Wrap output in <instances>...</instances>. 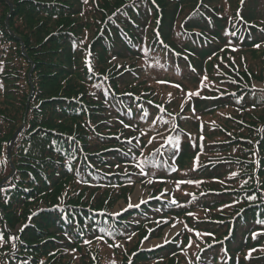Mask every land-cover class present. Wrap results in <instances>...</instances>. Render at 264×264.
<instances>
[{"label": "rangeland", "instance_id": "obj_1", "mask_svg": "<svg viewBox=\"0 0 264 264\" xmlns=\"http://www.w3.org/2000/svg\"><path fill=\"white\" fill-rule=\"evenodd\" d=\"M5 1L6 6H0V19L3 18L2 21L8 24L10 18L16 12L19 13L17 16L25 19V15L22 12L26 8V0ZM229 1L228 8L231 11H234L241 2V0ZM261 1L264 2V0H260V4H262ZM209 2L212 5H227L225 1L222 4H220L219 0H209ZM63 3L83 11L79 17L72 20H64V23L67 21H70L71 24L81 23L80 27L83 30L77 34L84 35L87 29L90 28L98 34L104 30L107 37L110 35L114 36L111 30L112 27L118 33L126 30L125 24L117 21L115 16H112V13L117 10H120V13H124L127 7L133 5L132 2L128 4L129 6L127 4L122 5L123 1L119 0H86V2L85 0H63ZM28 5L32 8L30 4ZM47 5L55 6L53 3L46 4L44 7H47ZM93 5H95V8ZM44 7L41 8L40 13H43L47 19L40 18L34 22V25L41 22L39 24L41 25L40 27H45L47 34H49L51 30L57 29L60 25L53 22V18H48L50 12L45 10ZM159 12L161 13L162 11L159 10ZM66 27L68 25L61 28H70ZM236 27L239 29L236 30ZM233 29L235 34L231 37L224 36L222 38L223 41L218 42L217 48L213 49L209 54L200 56L195 52V56L190 58L182 56L185 65H188L189 58V67L191 68L188 69V73L184 71V74L168 66H166L167 72H162L156 62L151 60V57L140 53L135 45H131L128 52L127 49H123L126 43L119 45V47L115 46V48L110 44L107 49H98L100 53L103 49L108 54L107 58L114 59L116 71L111 74L110 79L113 91L114 88L125 85L131 72L136 73L137 76H134L136 80H141L146 72L150 71L154 73L152 78H156L147 81L150 86L164 75L167 80L188 88L190 90L188 93L199 91L200 95L189 97L188 93H182L181 95L177 92L183 98L180 108L185 103H190L179 115L167 112L162 107L161 102H145L144 107L139 106L135 110L133 114L135 118L125 117L124 114V118H120L118 115L121 114V111L117 104L122 102L111 101V103H108L107 99L109 98H104V96L99 103L88 104L94 105V107L88 108V105L87 107H83L81 104L78 105L83 125L79 131L80 135L73 139L77 140L79 144H81L80 139H82L92 145L91 148L83 149L86 155H83L82 159L86 162L87 171L80 174L72 169L60 171L59 173L61 174H57V170L49 171L46 173L47 175L39 174L41 182H38L35 186L37 191L36 188L30 192L26 189L20 190L23 196L20 195L21 203L18 206L21 207L23 204H28L29 211L26 213L25 218L20 219L15 227H6L7 233L14 239L13 259H22L27 264H45L46 261L57 257L59 253H63L58 257V259L64 257L62 264H207L208 253H213L214 249H222L224 252L231 251V253L229 252L228 261L221 262L222 264H253L248 258L246 259L250 252H246L249 247L246 245L248 241L241 239V237L237 238L235 231L238 226L237 223H241L238 220L247 221L254 219L255 223H257L260 219L264 221V214L258 212L256 208H252L246 215L244 213L241 214L243 210L249 209L251 205L255 207L256 204H253L254 202L247 204L249 205H246L247 207L243 206L245 208L241 207L243 209H240L236 214L233 213L236 209L235 200L239 197V193L236 191L237 189H234L227 182L223 183L215 177L223 176L221 172L223 165L231 163L234 167L236 165L242 166L236 158L229 153L222 152L215 147V144L224 141L227 137L244 138L230 128L231 119L235 117V114H233L234 111L226 107L224 100L238 96L237 94L229 93L231 89L239 87L240 92L247 90L251 98L260 93L264 94V80L259 81L257 77H253V74L255 72L259 73L262 68V56L260 57V55H264V42L255 44L259 45V47L255 46L248 52L242 49L246 46V43H251V41L256 39L259 42L264 41V36H260L264 35V27L250 30L243 23L237 22ZM242 29L247 30V32H240ZM105 39L102 38L101 41L100 38L96 43L105 44ZM87 41H89V38H87ZM87 41L85 40L86 43ZM1 43H5V41L1 39ZM195 47L196 49L204 48L209 50L212 45L201 42V44L196 43ZM56 49L60 48L56 47ZM233 49L237 52H234ZM79 53H82V58L85 57L84 52ZM255 53H258V56ZM249 57H252V61H249ZM138 58H143L146 61L137 60ZM153 58L162 63L168 59L166 54L155 56L154 52ZM240 63L245 64V68L242 70L236 69V66ZM79 65L85 66L84 62H80ZM61 71L69 75L66 69ZM188 74L195 76V79L192 80V77ZM262 74L264 76V71ZM205 77L207 79H204ZM33 95L34 90L31 88L25 112L28 111V101L32 99ZM111 95L113 98L115 97L114 94L111 93ZM257 102H261L264 107V98H262L260 100H252V102L246 104V106L254 105V108L245 109L244 111L238 110L240 117H243L245 125L242 124V121L239 124L247 135H251V138L247 139H251L252 147L256 152L257 163L255 167H258L256 175L264 180V177L261 178L259 174L262 167L260 161L264 159V149H260L261 143L264 146V141L262 142L264 140V118L262 119L264 117V108L260 110L257 107V109L255 105ZM36 104L37 100L33 102V106ZM199 105H201L200 111L202 113L205 112L201 116V123H205L212 130L205 137H200L192 145L188 142L182 143L183 148L187 149L188 160L183 163L180 160L171 163L176 169L179 168L176 173L172 174V177L155 174L151 178L146 175L144 169L141 171L140 160L136 161L133 157L125 164L124 159L119 158V156H124V154L129 155L127 153L129 149L127 148L133 147L136 141L142 142V146L136 149L139 155H144L154 148L149 142H152L153 136H142L140 132L131 131V127L139 130L145 129V126L150 128V122L145 123V121L151 120L152 124L157 122L160 129L167 135L170 134L171 127H176V130L180 133V125H188L189 118ZM40 106L41 104L32 109V113L29 116L31 122L38 121L40 124L42 123V119L34 115ZM208 109L210 110L208 111ZM251 117H258V120L255 119V122H253L249 120ZM179 119L182 121L178 122ZM25 125L24 123L19 128L16 125L11 135L12 138L10 137L11 141L3 148L1 156H5L4 151H6L8 161H11L12 154H16V140ZM218 131L225 136L221 137ZM6 132L9 133V130H6ZM257 132L261 134V138ZM35 134L37 133L34 132L28 135V130H24L19 138L24 142H29V137ZM109 135H117L118 139L122 140L123 143H113L123 148H113L114 146H110L111 144L101 139V137ZM238 143L241 148L245 147V150H247V142L240 141ZM12 145H14L13 148ZM93 152H102L103 154L89 157L88 155L90 154L88 153ZM258 156L263 157V159L258 160ZM77 158H79L78 153L73 161L76 162ZM89 160H92L94 164L88 163ZM248 165L244 166V172H242L241 176L246 181H250L252 177V170L247 169ZM229 175L233 176L234 174ZM26 176L34 177L31 173ZM6 179L4 175L0 174V190ZM188 181H192V183H188ZM225 181L227 180L225 179ZM56 184L58 186L61 185L63 187L62 190L54 192L53 188H55ZM6 192L11 197L16 198L15 187ZM253 193L255 194V199L261 198L264 202V197L261 194L257 191ZM59 196L66 200V204L73 205L70 203L71 201L79 204L74 211L85 212L82 215L83 220L88 219L84 214H88L91 220L95 217L113 220L116 225L123 227L122 234L116 232L115 241L108 243L102 240L106 234L102 235L103 232L101 231L102 229L104 230V226L98 220L90 222L87 228L81 229L77 227L79 220L73 218L76 228L72 230L73 227L68 222H62L59 226L54 227L51 213L47 214L51 217L49 223L41 222V219L37 223L38 213L46 211V207L51 205L53 207L51 202H54ZM99 202L106 207L102 213L91 210V207L98 205ZM129 203L133 205L139 204L140 206L129 208ZM61 211L64 212V209ZM41 224L47 226V228L49 227L51 232L63 233L65 236L53 235L51 237L53 239L45 247L50 246V243H52L54 249L50 250L48 254L41 252V254L37 255L39 260H36L31 255L34 252L33 249L37 247L30 248L26 244H31V241H35V238L24 240L23 235L28 230L39 231ZM64 227L69 230H64ZM253 228L254 224L248 229H250L249 231H254L252 230ZM206 233H211L212 235H205ZM98 236L102 237V239L95 240ZM145 237L148 238L145 239ZM85 241L90 243L86 244ZM244 244L246 246H243ZM252 244L250 243V245ZM110 245L112 246L110 247ZM40 250H42V247ZM262 253H264L262 249L251 251L250 257Z\"/></svg>", "mask_w": 264, "mask_h": 264}, {"label": "trees", "instance_id": "obj_2", "mask_svg": "<svg viewBox=\"0 0 264 264\" xmlns=\"http://www.w3.org/2000/svg\"><path fill=\"white\" fill-rule=\"evenodd\" d=\"M26 1V8L22 12L25 15V19L17 16L18 12L12 15L8 24L2 21L3 18L0 19V174L7 178L0 190V238H2L0 239V264H27L22 259H13L14 239L7 233L6 229V227H15L19 220L24 219L29 211L28 204H23L21 207L18 206L21 203L20 195L23 196L20 190L26 189L29 192L35 190L36 184L41 182L39 174L47 175L46 173L49 171L57 170V174H61L59 173L60 171L68 169L75 170L79 174L87 171L86 162L82 159V156L86 155L83 149L91 148L92 145L88 144L86 140L80 139L81 144H79L77 140L73 139L80 135L79 131L83 125L78 105L81 104L83 107H87L88 104L99 103L104 96V98H109L107 99L108 103H111V101L122 102L117 104L121 111V114L118 115L120 118H124V116L135 118L133 115L135 110L139 106L144 107L145 102H161L162 107L173 115H179L190 105V103H185L180 108L183 98L178 94L182 95V93H188L190 90L179 83L167 80L164 75L156 80L152 86L148 85V80L156 79L152 78L154 73L150 71L146 72L141 80H136L134 78V76H137L136 73L131 72L125 85L114 88L113 91L110 79L111 74L116 71L114 59L107 58L108 54L103 49L100 53L98 49H107L110 44L115 48V46L119 47V45L126 43L123 49H127L128 52L131 45H135L140 53L151 57V60L156 62L162 72H167L166 66H168L184 74V71L188 73V69H191L189 67V58L195 56V52L200 56L212 52L213 49L217 48L218 42L223 41L222 38L224 36L231 37L235 34L233 27L237 22L243 23L250 30L264 27V21H262L264 19V2L261 1L262 4H260V0H243V2L241 0L234 11L228 8L229 0H219L220 4L223 1L227 3V5L222 6L212 5L209 0H119L123 1L122 5L127 4L129 6L130 2L133 3L131 7L126 8L124 13H120V10L112 13V16H115L117 21L125 24V31H119L118 33L112 27L111 30L114 36L110 35L107 37L104 30L98 34L95 30L88 28L83 35L77 34L83 30L80 27L81 23L71 24L70 21L64 23V20H72L79 17L83 13L81 9L67 6L63 3V0ZM53 3L55 6L47 5V7H44L46 4ZM3 5L6 6V1L0 0V6ZM93 6L95 8V5ZM42 7L45 10H49L50 15L48 18H53V22L60 25L57 29L51 30L49 34H47L45 27H40L41 25L39 24L41 22L34 25V22L40 18L47 19L43 13H40ZM163 8L165 9L164 11ZM159 10L162 12L160 13ZM15 17L17 18L15 19ZM67 25L70 28H61ZM11 29L12 31H10ZM238 29L236 27V30ZM194 30H198L199 33ZM240 32H247V30L242 29ZM260 36L263 37L264 35ZM87 38H89V41H87ZM100 38L101 41L102 38H106L105 44L96 43ZM1 39L5 43H1ZM201 42L211 44L212 48L209 50L204 48L196 49L195 44H201ZM263 42H259L256 39L251 41V43H246V46L242 49L248 52L257 46L255 44ZM56 47L60 49H56ZM79 52H84L85 57L82 58V53ZM153 52L155 56L166 54L168 59L163 61V63L158 62L157 59L153 58ZM88 53H91V55H88ZM255 55L258 56V53H255ZM182 56L189 57L188 65L184 64ZM260 57L262 68L259 73L255 72L253 74V77H257L259 81L264 80L262 74L264 71V55L261 54ZM141 59L146 61L143 58H138L137 60L141 61ZM248 59L252 61V57ZM80 62H84L85 66L79 65ZM89 67L92 68L91 72ZM243 68H245V64L242 63L236 66V69L239 70ZM63 69H66L69 75L62 72L61 70ZM188 75L192 77V80L195 79V76ZM243 76L246 78L244 73ZM176 85H179V87H176ZM31 88L34 90V95L32 99H29L28 111L25 112ZM111 93L115 95L114 98ZM229 93L238 95L224 100L226 107L234 111L233 114H235V117L231 119L230 128L244 138L227 137L224 141L216 143L215 147L222 152L231 154L241 163L242 167L236 165L238 167L236 168L231 163L223 165L221 170L223 176H216L215 178H218L223 183L227 182L234 189H237L239 197L235 200L236 211L234 210L233 213L236 214L241 207H247L249 206L247 204L254 202L253 204H256L255 207L251 205L249 209L243 210L241 214L244 213L246 215L252 208H256L258 212L264 214V202L262 199H250V197L255 196L254 193L252 194L254 191L264 197V180L256 175L258 171V167H255L257 163L256 152L252 147L251 139H247L251 138V135H247L239 124L240 121H242V124L244 123L243 117H240L238 112V110L244 111L245 109L254 108V105L246 106V104L252 102V100L264 98V94L260 93L251 98L247 90L240 92L239 87L231 89ZM35 100H37V104L33 106ZM40 104V108L35 111L34 115L42 119V123L40 124L38 121L31 122L29 118L31 111ZM255 105L260 110L264 108L261 102H257ZM91 107H94V105H88V108ZM200 108L201 105L196 107L194 114L189 118L188 125H180V133L176 130V127H171V132L167 135L160 129L157 122L152 124L151 120L145 121V123L150 122V128L145 126V129L139 130L131 127V131L140 132L142 136H153L151 145L154 148L144 155H139L136 149L142 146V142L136 141L133 147L127 148L129 149V152H127L129 155L124 154V156H119V158L124 159L125 164L133 157L136 161L140 160L139 164L146 175L151 178L155 174L172 177V172L176 173L179 168L174 170V166L171 163L176 160H180L182 163L188 160L187 149L183 148L182 143L188 142L192 145L200 137H205L212 130L205 123H201V116L205 112L202 113ZM257 118L251 117L249 120L255 122ZM181 121L179 119L178 122ZM24 123L26 125L23 131L28 130V135L34 132L37 134L29 137V142H24L19 138L23 133L22 131L16 140V154H12L11 161H8L6 151H4L5 156H1L3 148L11 141V135L16 125L19 128ZM6 130H9V133ZM218 132L221 137L225 136L222 132ZM257 133L261 138V134ZM7 137L11 138L8 139ZM101 139L111 144L110 146H114L113 148H123L113 143H123L122 140L118 139L117 135H109L101 137ZM169 140L175 141V143H169ZM240 141L247 142V150H245V147L241 148L238 143ZM13 147L14 145H12ZM260 149H264L263 143L260 144ZM77 153L79 158L75 162L73 159ZM98 153H88L90 154L88 156L96 157L103 154L102 152ZM261 159L263 157L258 156V160ZM88 163L94 164L92 160H89ZM247 164H249L247 169L252 170L250 181L241 178L244 166ZM260 164H262V167L259 174L262 178L264 177V159L260 161ZM28 173H31L34 177L26 176ZM229 174L234 175L230 176ZM9 183L11 184L9 185ZM14 187L16 198L11 197L6 192ZM62 188L61 185L58 186L56 184L53 189L54 192H57L62 190ZM247 193L249 194L247 195ZM65 201L62 196H59L54 202H51L53 207L51 205L45 208L46 211L38 213L37 223L40 219L41 222L49 223L51 217L47 214L51 213L54 227L59 226L62 222H68L73 227L72 230L76 228L73 218L79 220L77 227L81 229L87 228L90 222L98 220L104 226V230L102 229L101 231L103 232L102 235L106 234L102 240L108 243L115 241L116 232L122 234L123 227L116 225L113 220L98 219L96 217L91 220L88 214H84L88 219L83 220L82 215L85 212L74 211L79 204L71 201L70 203L73 205H69ZM91 208L94 212L102 213L106 207L99 202L98 205ZM62 209H64V212L61 211ZM238 221L241 223H237L235 234L237 238L241 237V239L248 241L246 245L249 247L246 252L260 249L263 251L264 224L255 223L254 219ZM260 221H263V219H260ZM252 224H254L252 229L254 231H249L250 229L248 228ZM64 230L68 231L69 229L64 227ZM253 233H258L255 239L253 238ZM46 234L47 236H45ZM53 235L65 236L63 233L51 232L50 228L43 224H41L39 231L28 230L24 233V240L35 238V241H31V244L26 243L30 248L37 247L33 249L34 252L31 255L33 259L39 260L38 254H41V252L48 254L50 250L54 249L52 243H50V246L45 247L53 239L51 238ZM97 239L96 237L95 240ZM250 243L253 244L250 245ZM246 245L244 244L243 246ZM41 247L42 250H40ZM212 252L208 253L207 264H222L228 261L229 252L231 253V251L224 252L222 249H214ZM61 254L63 253H59L57 257L46 261L45 264H62L64 257L58 259ZM248 260L253 264H264V253L252 256Z\"/></svg>", "mask_w": 264, "mask_h": 264}, {"label": "snow or ice", "instance_id": "obj_3", "mask_svg": "<svg viewBox=\"0 0 264 264\" xmlns=\"http://www.w3.org/2000/svg\"><path fill=\"white\" fill-rule=\"evenodd\" d=\"M85 2H86V0H85ZM242 2H243V0H242ZM238 15H239V13H238ZM257 47H259V45H257ZM233 50H235V49H233ZM88 55H91V53H88ZM89 71L90 72L92 71V68L91 67H89ZM204 79H207V78L205 77ZM201 83H203V81H201ZM176 87H179V85H176ZM188 95H189V97L199 96L200 93H199V91H196V92H190V93H188ZM149 142L151 143V141H149ZM169 143H175V141L169 140ZM141 171H143V168H141ZM188 183H192V181H188ZM250 199H255V197H250ZM173 203H175V201H173ZM139 206H140L139 204L133 205L132 203H129V205H128L129 208H131V207H139ZM226 207H228V205H226ZM190 215H191V213H190ZM257 223L264 224V221H257ZM21 231H23V229H21ZM190 231H191V229H190ZM205 235H212V234L211 233H206ZM256 235H258V233H253V238L254 239L256 238ZM97 238L98 239H102V237H97ZM147 238L148 237H145V239H147ZM0 239H2V238H0ZM129 239H131V237H129ZM226 239H227V237H226ZM85 243L87 244V243H90V242L89 241H85ZM111 246L112 245H110V247ZM116 246H118V245H116ZM251 251H254V250H251ZM251 251L249 252V255L246 257V259L247 258H250Z\"/></svg>", "mask_w": 264, "mask_h": 264}]
</instances>
